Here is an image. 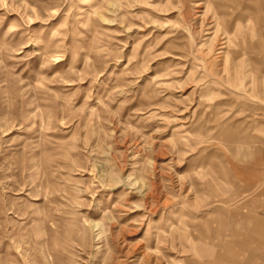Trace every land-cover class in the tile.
Listing matches in <instances>:
<instances>
[{
	"label": "rangeland",
	"instance_id": "1",
	"mask_svg": "<svg viewBox=\"0 0 264 264\" xmlns=\"http://www.w3.org/2000/svg\"><path fill=\"white\" fill-rule=\"evenodd\" d=\"M0 264H264V0H0Z\"/></svg>",
	"mask_w": 264,
	"mask_h": 264
}]
</instances>
